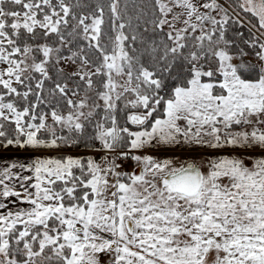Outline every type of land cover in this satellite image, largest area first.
I'll use <instances>...</instances> for the list:
<instances>
[{
	"label": "snow or ice",
	"instance_id": "obj_1",
	"mask_svg": "<svg viewBox=\"0 0 264 264\" xmlns=\"http://www.w3.org/2000/svg\"><path fill=\"white\" fill-rule=\"evenodd\" d=\"M9 150L0 264H264V0H0Z\"/></svg>",
	"mask_w": 264,
	"mask_h": 264
},
{
	"label": "crops",
	"instance_id": "obj_2",
	"mask_svg": "<svg viewBox=\"0 0 264 264\" xmlns=\"http://www.w3.org/2000/svg\"><path fill=\"white\" fill-rule=\"evenodd\" d=\"M30 153L25 152L23 150L16 151V150H9L8 152H0V159H6V158H18L21 160H25L30 157Z\"/></svg>",
	"mask_w": 264,
	"mask_h": 264
},
{
	"label": "rangeland",
	"instance_id": "obj_3",
	"mask_svg": "<svg viewBox=\"0 0 264 264\" xmlns=\"http://www.w3.org/2000/svg\"><path fill=\"white\" fill-rule=\"evenodd\" d=\"M209 259L211 260V259H212V257L210 256V257H209Z\"/></svg>",
	"mask_w": 264,
	"mask_h": 264
}]
</instances>
